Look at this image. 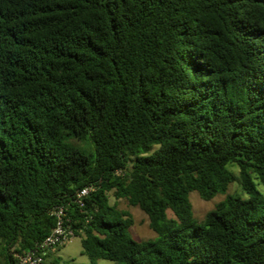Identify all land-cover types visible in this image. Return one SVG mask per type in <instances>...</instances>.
<instances>
[{
  "label": "trees",
  "instance_id": "1",
  "mask_svg": "<svg viewBox=\"0 0 264 264\" xmlns=\"http://www.w3.org/2000/svg\"><path fill=\"white\" fill-rule=\"evenodd\" d=\"M58 207L89 264H264V0H0V264Z\"/></svg>",
  "mask_w": 264,
  "mask_h": 264
},
{
  "label": "rangeland",
  "instance_id": "2",
  "mask_svg": "<svg viewBox=\"0 0 264 264\" xmlns=\"http://www.w3.org/2000/svg\"><path fill=\"white\" fill-rule=\"evenodd\" d=\"M237 172V169L234 168ZM238 185L233 183L229 186L227 190L228 193H232L238 190ZM258 188L262 189L263 186L260 184ZM193 216L197 221H201L206 213L212 210L216 203L224 198L223 194H217L213 199L205 201L201 199L196 191H193L189 195ZM112 201V199H111ZM118 207L127 210L133 219V224L130 227L129 231L131 236L137 241H145L150 238H155L156 233L149 228L147 215L138 207H133L129 205L126 200H118ZM168 214L171 215L170 211ZM81 237L75 236L70 241L66 242L63 246L58 248H53L51 256L46 257L45 264H51L53 257L59 258V264H89V259L85 254H81ZM97 264H118L115 261L100 259L97 261Z\"/></svg>",
  "mask_w": 264,
  "mask_h": 264
},
{
  "label": "built area",
  "instance_id": "3",
  "mask_svg": "<svg viewBox=\"0 0 264 264\" xmlns=\"http://www.w3.org/2000/svg\"><path fill=\"white\" fill-rule=\"evenodd\" d=\"M91 188V186H85L77 192L76 196L79 204L82 205V199L88 195ZM65 211L63 207L54 210L57 221L51 233L41 242L36 243L31 250L19 256L17 264H43L47 250L62 246L74 237V231L66 224L69 220L65 217Z\"/></svg>",
  "mask_w": 264,
  "mask_h": 264
}]
</instances>
